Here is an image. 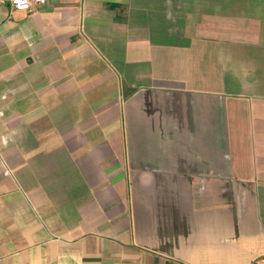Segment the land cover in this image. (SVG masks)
<instances>
[{
  "label": "crops",
  "instance_id": "crops-1",
  "mask_svg": "<svg viewBox=\"0 0 264 264\" xmlns=\"http://www.w3.org/2000/svg\"><path fill=\"white\" fill-rule=\"evenodd\" d=\"M0 264H264V0L1 10Z\"/></svg>",
  "mask_w": 264,
  "mask_h": 264
},
{
  "label": "built area",
  "instance_id": "built-area-1",
  "mask_svg": "<svg viewBox=\"0 0 264 264\" xmlns=\"http://www.w3.org/2000/svg\"><path fill=\"white\" fill-rule=\"evenodd\" d=\"M47 0H0V11L7 10L14 11H31L36 6H41L46 3Z\"/></svg>",
  "mask_w": 264,
  "mask_h": 264
}]
</instances>
